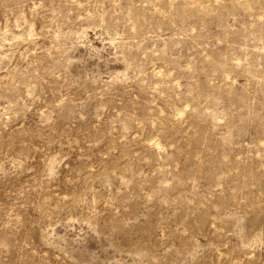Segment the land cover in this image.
I'll return each mask as SVG.
<instances>
[{
  "label": "rangeland",
  "instance_id": "obj_1",
  "mask_svg": "<svg viewBox=\"0 0 264 264\" xmlns=\"http://www.w3.org/2000/svg\"><path fill=\"white\" fill-rule=\"evenodd\" d=\"M0 264H264V0H0Z\"/></svg>",
  "mask_w": 264,
  "mask_h": 264
}]
</instances>
